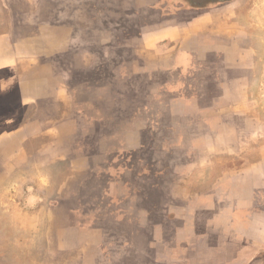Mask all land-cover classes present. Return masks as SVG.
I'll return each mask as SVG.
<instances>
[{
    "label": "rangeland",
    "instance_id": "1",
    "mask_svg": "<svg viewBox=\"0 0 264 264\" xmlns=\"http://www.w3.org/2000/svg\"><path fill=\"white\" fill-rule=\"evenodd\" d=\"M32 1L43 40L34 75L47 74L36 85L48 98L26 110L24 156L0 184V264H190L184 229L229 240L232 225L263 220L258 195L260 211L235 206L246 192L231 178L264 180V0H242L255 5L241 18L235 7L215 13L205 34L192 27L199 10L177 1ZM152 28H187L185 50L143 57ZM249 46L253 56L238 55ZM170 227L182 230L179 248Z\"/></svg>",
    "mask_w": 264,
    "mask_h": 264
},
{
    "label": "crops",
    "instance_id": "2",
    "mask_svg": "<svg viewBox=\"0 0 264 264\" xmlns=\"http://www.w3.org/2000/svg\"><path fill=\"white\" fill-rule=\"evenodd\" d=\"M171 1L182 3L181 8L199 10L197 12L198 14L194 16V22L192 20V27L193 30L201 28L199 30L203 34L206 33L207 28H210L209 25H216L218 23L215 18L216 16H214L215 13H220L225 8H234L237 6V0H168L169 3ZM120 2L123 3L122 0ZM124 2L121 8L126 7L130 9L128 0ZM139 2L140 5L136 9L145 7L144 3H148V0H140ZM92 3H94V0L88 4L90 10L93 7ZM110 3L116 5L112 1ZM78 4L76 7L73 6L74 14H77V8L80 9L81 4L79 2ZM41 5L42 9L45 5L47 6L45 0ZM118 5L116 6L118 7ZM94 8L96 9V5ZM250 11H253V9ZM43 14L39 16V13H36V18H42L40 19L41 24L46 21L45 18V21H43ZM228 17L230 19L231 16ZM232 19L235 18L232 16ZM33 20L32 0H0V184L7 177L5 174L7 175L16 169L17 156H24V141L30 135L31 129L29 122L32 120L31 115L30 117L24 116L26 110L30 107L32 108L33 104H42L43 100L48 98L43 86L44 84L41 87L36 85V82H39L41 85L46 79L47 74L34 75L33 45L38 44L42 46L43 40H39V42L36 40L34 36L36 30L33 28ZM224 24L235 26L233 21L232 23L225 21ZM172 32L173 34L168 30H156L153 28L150 31H144L141 35L142 38H140L142 45L140 47V54L143 57L151 56L160 58L161 55H170L171 50L175 54L184 51L183 43L189 32L188 29H181V31L180 29H175ZM39 35L43 36L42 28ZM214 35L221 39L226 37L224 33L221 35L215 31ZM230 39L232 38L230 37ZM236 39L237 43H240V40H253L250 34L244 37L239 35ZM39 49L41 50V61L42 48ZM214 49L216 48L214 47ZM222 51L226 55L223 49ZM246 54L250 56L254 55L253 49L250 46L244 52H239L238 55L244 56ZM19 115L22 116L18 118ZM18 119L21 120L19 124L16 123ZM39 119L41 120V118ZM231 181L241 185V192H246L244 196H238L236 198L235 206H238L247 213L253 209H258L255 207L257 202L255 197L258 195L262 201L264 200V180L257 179L254 181L252 178L236 176L235 179L231 178ZM258 190L260 193H257ZM212 200H214L212 197L209 200L203 198L195 210H190V216L193 222H195L196 216L200 214L198 212L201 209L213 208ZM207 201H211V203ZM227 211L225 207H220L216 214L217 216L220 214L221 219H223L222 217L226 213H229ZM261 213L263 214V220L260 218L257 221L255 218L253 221H247V226L242 228L243 230L241 229V231L235 225H232V228L238 233V236L235 235L234 238L229 240L226 238L231 237L229 232H225L226 235L219 233V235L207 236L204 234L197 235L196 226L184 229L185 235L183 241L185 243L181 249H190V256L187 258L184 257V260H187L186 262H190V264H206L208 262H213L212 264H223L222 260L224 259H227V264H264V259L260 257L264 253V211ZM175 214L174 218L180 220L181 216L177 213ZM223 224L225 226V222ZM254 226L257 227L249 229ZM216 229L219 232V229ZM179 231H182L181 228H176L175 231H172L170 227L168 230V233L175 234L176 236V239H174L177 245L176 248H179L181 246L179 244L183 243L182 240H177ZM178 263L180 264L181 262L178 261Z\"/></svg>",
    "mask_w": 264,
    "mask_h": 264
},
{
    "label": "flooded vegetation",
    "instance_id": "3",
    "mask_svg": "<svg viewBox=\"0 0 264 264\" xmlns=\"http://www.w3.org/2000/svg\"><path fill=\"white\" fill-rule=\"evenodd\" d=\"M241 1H242V0H237V1H236V2H237V6H236L235 8H237L238 11H236L235 14H234V13L232 14L233 16H236V17L238 16L239 18H241V16H242L243 13H244L243 9L246 8V7H243V5H245L246 3H247V5L250 4L251 7L255 5V3L251 2V1H248V2H246V1L241 2ZM251 3H252L253 5H252ZM231 8H232V7H231ZM231 8H225V9H222L220 12H225V11H227L228 9H231ZM230 19H231V18H230ZM230 19H229V17H228V20H225V18H224V22H225V21H230V22L232 23V21H233V22L235 23V22L239 21V20L236 19V18L233 19V20H230ZM224 22H223V23H224ZM239 23H240V22H239ZM236 24H237V23H236ZM240 24H241V23H240ZM246 30H247V29H246ZM248 31H249V29H248ZM249 33H250V32H249ZM222 34H223V33H222ZM222 34H221V35H222ZM224 34H225V33H224ZM250 34H251V33H250Z\"/></svg>",
    "mask_w": 264,
    "mask_h": 264
}]
</instances>
